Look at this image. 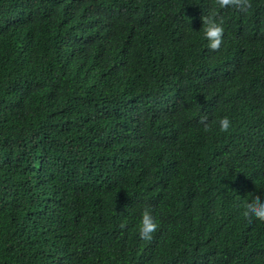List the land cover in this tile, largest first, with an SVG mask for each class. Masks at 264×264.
Here are the masks:
<instances>
[{"label": "trees", "instance_id": "1", "mask_svg": "<svg viewBox=\"0 0 264 264\" xmlns=\"http://www.w3.org/2000/svg\"><path fill=\"white\" fill-rule=\"evenodd\" d=\"M252 194L264 0H0V264H264Z\"/></svg>", "mask_w": 264, "mask_h": 264}, {"label": "clouds", "instance_id": "2", "mask_svg": "<svg viewBox=\"0 0 264 264\" xmlns=\"http://www.w3.org/2000/svg\"><path fill=\"white\" fill-rule=\"evenodd\" d=\"M215 6L218 9L231 6L244 11L249 6V0H215ZM224 31L223 22L218 18L216 11L211 12L209 16L203 18L202 38L206 40L209 49H220L223 43ZM207 119V116L201 117L202 121ZM204 127L208 132H212L213 130L228 132L232 128V119L227 114L216 115ZM243 215L249 221L257 220L264 222V197L252 194L251 199L245 201L243 204ZM137 227L139 235L143 239H151L152 234L158 229L159 223L151 206H144L142 208Z\"/></svg>", "mask_w": 264, "mask_h": 264}]
</instances>
